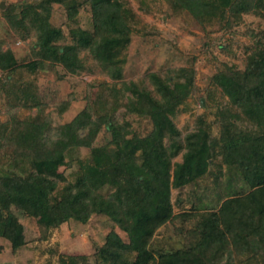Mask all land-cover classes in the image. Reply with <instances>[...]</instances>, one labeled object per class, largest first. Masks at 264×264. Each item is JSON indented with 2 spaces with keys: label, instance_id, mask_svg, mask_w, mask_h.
Masks as SVG:
<instances>
[{
  "label": "trees",
  "instance_id": "1",
  "mask_svg": "<svg viewBox=\"0 0 264 264\" xmlns=\"http://www.w3.org/2000/svg\"><path fill=\"white\" fill-rule=\"evenodd\" d=\"M86 1L92 8L93 35L71 44L59 43L64 32L43 14L38 1L11 3L2 10L17 32L32 31L38 37L34 54L39 61L29 65L49 61L80 74L88 68L83 55L86 51L93 61L115 74L119 47L132 35L131 9L121 0ZM165 1L173 12H186L200 25L226 18L225 25L230 26L232 20L248 13L264 17V0ZM77 11V6L73 7L69 15L73 17ZM11 55L12 50H3L0 40L1 70L17 66ZM169 72L166 78L149 74L155 87L174 81L176 91L169 97L155 95L143 81L123 83L124 90L131 92L126 101L94 100L93 105L58 126L55 137L50 121L39 115L13 118L10 131L8 123H0V145L10 143L18 158L30 159L33 165L26 176H0V234L13 249L20 248L24 240L22 224L11 212L15 207L29 216L42 217L49 229L70 219L86 223L95 213L107 215L126 233L128 241L117 231H110L96 251L104 264H237L236 256L247 253L243 264H254L259 257L264 260V41H258L246 56L243 68L223 64L212 76V83L231 104L218 113V139L210 138L204 116L197 119L194 130L179 139L172 116L191 96L195 70L179 67ZM121 105L125 107L122 121L117 117ZM132 115L150 120L151 132L135 133L128 121ZM241 119L249 122L247 127L237 122ZM102 126L110 132L100 147L102 153L78 160L75 179L57 191L56 178L65 177L55 171L66 164V152L83 144L84 131ZM166 137L169 146L164 142ZM180 153L181 161H173ZM218 154L227 169L237 172L251 190L228 196L217 211L206 215L202 242L188 250L156 256L150 249L151 238L173 216L171 189L184 187L210 172L211 161ZM106 186L112 189L107 196L102 193ZM54 195L56 202H52ZM133 254L135 260L130 259ZM70 260L69 264H91L85 254L70 255ZM66 263L63 260L62 264Z\"/></svg>",
  "mask_w": 264,
  "mask_h": 264
},
{
  "label": "rangeland",
  "instance_id": "2",
  "mask_svg": "<svg viewBox=\"0 0 264 264\" xmlns=\"http://www.w3.org/2000/svg\"><path fill=\"white\" fill-rule=\"evenodd\" d=\"M34 1L39 2V9L54 25L62 28L64 38L60 44L92 37L94 30L92 8L86 0H0L2 49H11V57L18 63L12 70L0 69V123H8L9 131L13 127V118L24 120L39 115L50 121V132L55 137L58 126L93 105L94 100L126 101L131 92L124 90L123 83L143 81L155 95L169 97L176 91L174 81L155 87L149 74L155 72L166 78L171 69L192 67L195 70L194 90L172 116L180 131L179 139L195 129L200 116H204L208 123L210 138L218 139L221 135L218 113L230 103L221 89L212 83V76L223 64L243 68L246 56L258 41H264V17L260 15L243 14L240 20H232L230 26L225 25L226 18L212 19L200 25L186 12H173L165 0H121L131 9L132 35L119 47L114 75L93 61L86 51L83 55L88 68L80 74L49 61L38 62L32 67L29 64L39 59L34 54L38 47L36 33L17 32L2 10L11 3ZM76 6L78 11L71 17L69 9ZM124 111L125 107L121 105L117 111L121 121ZM128 121L132 130L140 135L150 133L153 128L150 120L140 119L137 115L130 116ZM237 122L242 127L249 123L244 119ZM109 137L110 132L105 126L83 132V144L70 148L65 155L66 164L55 171L65 177V180L55 177L59 183L57 191L67 181L75 179L73 173L78 169L77 161L89 160L102 153L100 147ZM164 142L169 146L168 137ZM218 150H221L220 146ZM181 159L182 153L173 161ZM209 169L210 172L192 183L171 189L173 216L151 238L150 249L156 256L177 249L188 250L202 242L206 215L217 211L228 196L251 190L237 172L227 169L221 155L213 158ZM31 171L30 159L18 158L10 143L0 145V176H26ZM111 191L109 186L102 189L105 196ZM52 202H56L55 195ZM11 212L22 224L24 240L15 250L12 243L0 234V264H62L63 260L69 264L70 255L80 254L87 255L91 264H104L96 251L110 231H117L128 241L126 233L105 214L95 213L86 223L70 219L58 228L49 229L44 226L42 217L29 216L15 207ZM247 254H239L235 262L243 264L241 261ZM135 256L133 254L130 259L135 260ZM253 263L264 264V260L259 257Z\"/></svg>",
  "mask_w": 264,
  "mask_h": 264
},
{
  "label": "water",
  "instance_id": "3",
  "mask_svg": "<svg viewBox=\"0 0 264 264\" xmlns=\"http://www.w3.org/2000/svg\"><path fill=\"white\" fill-rule=\"evenodd\" d=\"M2 5H5V3H3Z\"/></svg>",
  "mask_w": 264,
  "mask_h": 264
}]
</instances>
